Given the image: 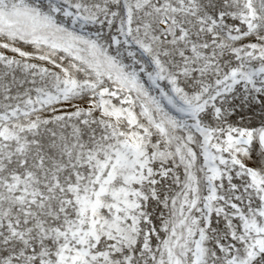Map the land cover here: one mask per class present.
Returning <instances> with one entry per match:
<instances>
[{
	"label": "snow or ice",
	"instance_id": "6c2138e0",
	"mask_svg": "<svg viewBox=\"0 0 264 264\" xmlns=\"http://www.w3.org/2000/svg\"><path fill=\"white\" fill-rule=\"evenodd\" d=\"M0 264H264V0H0Z\"/></svg>",
	"mask_w": 264,
	"mask_h": 264
}]
</instances>
